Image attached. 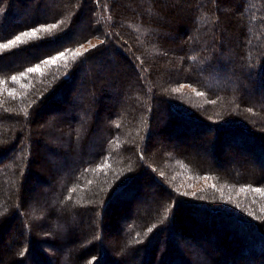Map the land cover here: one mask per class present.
<instances>
[{
	"label": "trees",
	"instance_id": "obj_1",
	"mask_svg": "<svg viewBox=\"0 0 264 264\" xmlns=\"http://www.w3.org/2000/svg\"><path fill=\"white\" fill-rule=\"evenodd\" d=\"M18 36L0 264H264V0H0V46Z\"/></svg>",
	"mask_w": 264,
	"mask_h": 264
},
{
	"label": "rangeland",
	"instance_id": "obj_2",
	"mask_svg": "<svg viewBox=\"0 0 264 264\" xmlns=\"http://www.w3.org/2000/svg\"><path fill=\"white\" fill-rule=\"evenodd\" d=\"M26 7V6H25ZM60 101V100H59ZM59 101H57V102H59ZM184 102H187V103H193L194 101H193V99L192 98H186V99H184ZM49 113H53V111L51 110ZM46 120V119H45ZM45 120H42V121H45ZM225 138V137H224ZM170 140H172V139H170ZM228 140H223L222 142H221V145H220V148H219V151L220 152H222L224 155H227V154H230V153H236V154H234L233 155V157H238L239 156V153H242V150H239L240 148H241V146H239L238 148L236 147V149L232 146V145H228ZM167 148L169 149L170 148V146L169 145H167ZM42 156L41 157H38V159H37V161H36V163L34 164V166H37V169L39 168H42V169H45L46 168V165L47 166H50L49 164H51L50 163V161H49V157H48V155L45 153V152H43V150H42ZM226 162H225V164H226V166H231V165H233L234 166V163L232 162V159L231 158H229V159H226L225 160ZM256 162H258V160H257V158H256ZM237 163L238 164H241V161H240V159L238 158L237 159ZM239 167H242V166H239ZM228 168H232V167H228ZM238 175H240V177L241 176H243L244 178H245V180H247L246 179V177L243 175V172H242V169L238 172ZM181 177L182 178H185V175H181ZM217 179V178H216ZM175 180V179H174ZM215 180V179H214ZM243 181H244V179H243ZM200 182H201V184H197V185H195V188L196 187H198V186H202V185H204V186H206V187H211V188H213L214 187V184H213V182L211 181V180H208V178H205V177H202L201 179H200ZM237 182H242V181H237ZM34 184V180L32 179V180H30L29 182H28V185H29V190H30V194H31V192H32V194H36V192H37V190H40V189H38V184L36 185L37 187L36 188H31V186ZM184 185L186 186V187H194V184L192 183V182H189L188 184L186 183V182H184ZM246 184H244V182H242V184H239V185H237V188H244V187H246L245 186ZM255 187V186H254ZM257 187V186H256ZM260 188V187H259ZM253 190H255V191H258L257 189H253ZM240 193H241V189H238L237 191H236V194L237 195H240ZM145 197H146V195L145 196H143V197H140V198H138L137 199V201H136V203L135 204H141V203H143L146 199H145ZM144 198V199H143ZM224 198V197H223ZM224 200H225V198H224ZM133 203H134V201H133ZM242 205V204H241ZM189 209H190V207H188ZM187 211V210H186ZM187 218L188 219H193L194 220V215L192 214H190V212H187ZM195 221V220H194ZM210 225V227L212 226L213 228V230H215L216 232L218 231V228L219 227H217L216 226V224H209ZM201 227H203V228H206V227H208L209 228V226H208V224H204V223H198V229L200 230L199 232V234H202V235H205L204 237L206 238L207 237V234L205 233V230H202L201 229ZM14 229H17V228H19V225L17 224L16 226H14L13 227ZM207 229V228H206ZM192 231H195V232H197V230H194V229H192ZM204 231V232H203ZM11 233H13V232H8V233H5V234H3L4 236H3V238H2V240H0V245L1 244H3L2 242H4L3 240H5L6 242H8V243H10L11 244V246H13V244H14V241L12 240L13 238H11ZM219 255L218 256H220V255H222L223 257H225V255L223 254V253H221V251H219Z\"/></svg>",
	"mask_w": 264,
	"mask_h": 264
},
{
	"label": "snow or ice",
	"instance_id": "obj_3",
	"mask_svg": "<svg viewBox=\"0 0 264 264\" xmlns=\"http://www.w3.org/2000/svg\"><path fill=\"white\" fill-rule=\"evenodd\" d=\"M51 27H52V28H55L56 25L54 24V25H52ZM34 33H35V30H33V34H34ZM23 35H27V33H25V34H23ZM15 42H22V41L20 40V37H19V36L15 38V41H9L8 44H6V45H2V46H0V47L7 48L9 45L14 44ZM62 57H64V53H60L59 56L56 57V58H53L51 62H52V63H55L57 59L62 58ZM45 63H47V62H45ZM27 71H28V72H34V71H40V69H39V66H37L36 68H29ZM12 79L15 80L16 78L13 77Z\"/></svg>",
	"mask_w": 264,
	"mask_h": 264
}]
</instances>
